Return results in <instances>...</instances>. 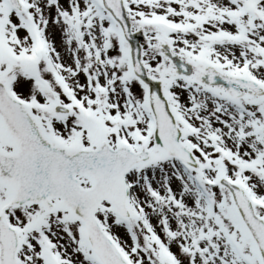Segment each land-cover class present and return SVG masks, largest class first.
Returning a JSON list of instances; mask_svg holds the SVG:
<instances>
[{"label": "snow or ice", "instance_id": "1", "mask_svg": "<svg viewBox=\"0 0 264 264\" xmlns=\"http://www.w3.org/2000/svg\"><path fill=\"white\" fill-rule=\"evenodd\" d=\"M0 264H264V0H0Z\"/></svg>", "mask_w": 264, "mask_h": 264}]
</instances>
